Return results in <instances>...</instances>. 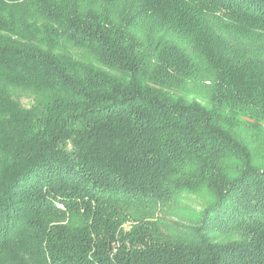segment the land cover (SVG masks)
<instances>
[{
  "label": "trees",
  "instance_id": "16d2710c",
  "mask_svg": "<svg viewBox=\"0 0 264 264\" xmlns=\"http://www.w3.org/2000/svg\"><path fill=\"white\" fill-rule=\"evenodd\" d=\"M0 264H264V0H0Z\"/></svg>",
  "mask_w": 264,
  "mask_h": 264
},
{
  "label": "rangeland",
  "instance_id": "374dc122",
  "mask_svg": "<svg viewBox=\"0 0 264 264\" xmlns=\"http://www.w3.org/2000/svg\"><path fill=\"white\" fill-rule=\"evenodd\" d=\"M206 195H184L180 197L175 206V211L173 213H170L171 215H168L172 220H182L185 221V219L181 218H189L198 212L201 208L206 206L208 202L211 200V198L207 197Z\"/></svg>",
  "mask_w": 264,
  "mask_h": 264
}]
</instances>
